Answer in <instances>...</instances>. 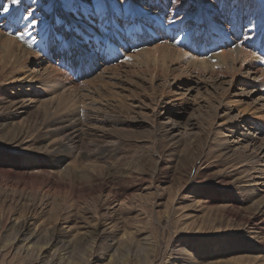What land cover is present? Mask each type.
I'll return each instance as SVG.
<instances>
[{"label":"rangeland","instance_id":"374dc122","mask_svg":"<svg viewBox=\"0 0 264 264\" xmlns=\"http://www.w3.org/2000/svg\"><path fill=\"white\" fill-rule=\"evenodd\" d=\"M94 1L43 0L37 8L38 22L46 24L54 43L61 37L64 41L72 42L74 38L83 41L79 31L87 32L88 40L95 35L102 36L94 11H85ZM228 1L231 4L234 0ZM243 1L247 0H238L239 4ZM252 1L262 8L263 15L264 0ZM204 3L219 8L222 16L227 13L220 0H190L189 8L173 16L183 15L193 21ZM33 4V1L29 2L21 9L29 13ZM42 4L48 5L43 7ZM99 4L101 8L96 11L104 7L108 18L119 13L125 15L130 10L129 18L133 19L137 13L141 23L137 24L135 40L153 45L155 35L148 28L143 30V24L153 25L161 10L159 7L147 0H101ZM164 13L166 17L169 15V11ZM237 14L238 18L245 16L243 12ZM147 15L154 18L146 21L144 16ZM63 18L65 22L61 21ZM137 19L130 24L137 23ZM227 19L232 36L241 37L229 15ZM105 23L107 26L103 29L109 33L106 34L108 50L111 41L117 45L121 43L120 47L114 46L116 50L112 51L110 60L97 55L91 60L95 65L91 66L92 71L88 69L89 74L80 72L84 67L79 69L76 63L73 67L64 60L63 65L72 66V73L76 72L75 68L78 72L76 83L79 84L73 92L78 93L79 103L88 111L83 121L85 140L105 145L106 151L91 159L70 157L51 150L48 153L49 142L45 140L44 130H38L32 122L20 121V124L13 114L0 108V264H47L50 261L51 264H264V261L255 262V257L252 258L259 252L264 254V214L259 213L264 204V191L254 196L245 176L249 172L250 155L255 151L251 145H246L247 142H235L233 148H241L231 152L223 145L225 137L235 139V135L225 129L230 123L223 124L226 122L223 110L231 105L235 107V113L252 111L261 105L259 91L262 88L258 83L244 82L246 70L244 75L241 71L228 73L222 70L212 76L210 72L200 76L187 71L189 84H186V78L185 81L183 78L181 82L179 79L174 81L177 73H181L176 64L170 65L167 74L158 67L153 87L145 68L142 70L141 66L121 61L125 55L135 52V49L128 51L126 41L119 42L123 38L121 24L109 31L111 25ZM202 26L197 29V34L202 33ZM0 28H4L3 25ZM199 37L194 41V47H184L192 56L203 54V50H199ZM263 41L264 33L260 38V42ZM203 42L209 47L210 36ZM73 46L72 59L79 61L88 50L87 44L75 40ZM77 48L82 52L81 57L75 53ZM117 49H122L120 55L124 50L122 59L116 56ZM55 51L56 47L52 46L56 57L59 53ZM96 51L102 52L99 48ZM42 56L40 68L44 69L49 58ZM149 62L147 64L152 61ZM54 64L61 63L57 59ZM35 66L32 65V69ZM150 67L155 71V62ZM0 72L2 89L14 72ZM38 74L40 70L33 72V75ZM180 93L189 98V104L182 110L170 106L167 112L165 101L179 98ZM101 99L115 106L109 103L102 107L96 101ZM121 102H126L123 107ZM4 116L10 119L2 120ZM37 157L43 159L45 166L31 162ZM62 158H66L65 163L59 162ZM253 179L264 182L263 177ZM260 187L264 189V184ZM40 193L51 205L24 212L18 202H27L29 198L40 202ZM117 195L120 200L106 206L105 201ZM259 226H263L258 235L260 238L253 239L252 231ZM26 244L33 247L32 259L31 254L27 257L14 254ZM34 245L42 246L41 253Z\"/></svg>","mask_w":264,"mask_h":264},{"label":"bare ground","instance_id":"6f19581e","mask_svg":"<svg viewBox=\"0 0 264 264\" xmlns=\"http://www.w3.org/2000/svg\"><path fill=\"white\" fill-rule=\"evenodd\" d=\"M32 1L34 4L33 6L31 5L32 7L30 8L29 13H25L21 8H24L26 4L28 5V3ZM100 1L101 0H95L93 4H91L90 6L89 5L87 6L88 8L85 9V11L86 13H89L90 11H94L95 17L97 18L96 22H98L101 28L99 30V34H102V36L95 35L92 37L94 40L93 39L90 40V38L88 40L87 32L83 33L79 31L81 34H83V38H84L82 39L83 41H79V39H76V38H74L72 42L69 40L64 41L63 38L61 37L56 43H54L52 42L54 41L52 39L53 36L48 34L49 29H46V24H40L38 22L39 17L37 13L38 12L37 8L40 7V3H43V0H16V2H13V0H6V1L0 0V25H3L4 27V28H0V70L1 71L2 70H12L14 72L13 73L14 76L12 77L10 82L7 83L2 89L0 88V108H2L4 112L13 114L16 120H19V122L20 121L24 123L32 122L34 126L38 127V130H44L42 132H44L46 136L45 140L49 142L46 146L47 152L51 150L53 152H56L57 154L64 153L70 157H77V158L86 157L88 159L90 157H93L95 155L101 154L104 151H106L105 145H100L93 141L85 140V137H84L85 132H83V124L85 122L83 123V121H84L85 115L88 114V111L85 110V106H83V104L79 103L78 93L73 92L74 89L79 84V82L76 83L79 80H77V77H76V75L78 74L77 70H75L76 68L74 69V71H76L74 73H72L73 71L72 68L75 66V63H76L77 66L79 65V69L81 66L84 67V69L82 68L81 69L82 71L80 70V72H83V74H86V73L89 74V72H87L88 69L92 71L93 68H91V66L95 65L94 64L95 61L93 62L91 60L95 58L97 55L102 56V57L105 56V59L110 60V58L112 57V51L114 52V50H116L114 49V46H116L117 44H115L114 41H111V48L109 47L110 49L108 50L106 34L108 35L109 33L105 32L103 27L106 28L107 24L105 22H108L111 25V27L109 28V31H111V30H114L116 27L118 28L117 24L120 23L121 29L123 32V38H121L119 42H121V40L126 41L127 48L129 49L128 51H132L135 49L134 50L135 52L130 53L129 56L128 55L124 56L123 55L124 50H123V53L121 52V55H120L119 52L122 49H117L118 54L116 56H118L119 59L120 58L122 59V57L124 56L123 60L121 61H124V63L128 65L139 66V67L141 66L140 69L142 70L145 68L147 70L146 71L147 74L149 73L148 75L151 80V83H150L151 86H153L154 80L157 78L156 72L159 71L157 70L158 67L162 69L163 71H165L166 73L167 71L170 70L171 64H176L180 66L181 68V73L180 74L177 73V76L174 81L178 79L180 81V79L183 78L182 79L183 81L187 79L186 84H189V79H190L188 76H186L185 72L187 71H192L200 76L201 75L203 76L205 72H210L211 74L210 73L209 74L210 76H212V74H214L215 72H218V71L220 72L222 70L228 73L229 72L237 73V71L239 72L241 71L243 75H244V71L246 70L248 73H246L247 75H244L245 81L243 79L242 80L245 83H250V85H255L256 83L259 84L260 89L262 88L261 89L262 91L261 90L259 91L261 92V95L259 98L261 105L257 106L255 109L253 108V110L250 112H243L242 110L241 111L238 110V112L235 113V107H232L230 104H229L230 106H227V109L223 110L225 111L224 116H226L225 118L226 122H224L223 124H226L228 122L230 123V124H226L225 129H227L229 132L235 135L234 136L235 139L233 140L229 138L230 136L225 137L224 141L226 139V142H224L223 145L227 152L235 151L236 149L240 147L239 146V147L233 148L234 145L232 144H235V142L236 143L247 142L246 143L247 146L251 145L253 147V150L255 151V153L250 155L251 163L248 162L249 166L247 165L249 168L248 169L249 172H247L245 176L247 178V181L249 182V189L254 194V196L263 194L264 189L263 187H260V185L261 184L263 185L264 182H260L259 179H256L254 181L253 179V178H262V177L264 178V54H263L264 53V41L260 42V38H262V34L264 33V14L263 15L261 14L262 8L256 2L252 0L243 1V3H240V4L238 0H234L233 3L231 4L228 3L229 2L228 0H220L221 4L224 6V10L227 12V13L224 12L226 13V15L222 16L219 13L220 12L219 8L212 6L210 3H204V5L202 4L203 6L200 5V9H201L200 12L197 11V13L195 14L196 15L195 19L191 21L190 19L191 17L187 18V16H183V15H181V17L173 16V14H175L176 12L184 11L187 8H189L190 0H185V1H182V0H147L151 5L157 6L159 7V9H161L159 14L156 15L155 18L150 15H147L146 17L144 16V18L147 19L146 21H149L150 19L154 18V21L152 22L153 25L151 24L145 25L142 23L143 30L148 28L151 31H153L155 35L153 45L149 46V45L144 44L142 41L138 39L135 40L134 35L137 32V24L141 21L140 19H137L139 18L137 13H134L135 18L133 19L129 18L130 10L127 11L125 15L122 13H119L118 15H114L115 17H113L112 15L111 17L108 18L107 13L105 11L106 9L104 10V7L103 9L96 11V9L101 8L99 6ZM122 2H120L119 4H123ZM95 4L98 5V7H96ZM47 5L48 4H45V5L42 4L43 7ZM94 5H95V8L93 7ZM4 9H7V11H5ZM164 11H169V15L167 17ZM238 12H241V14L243 12L245 16L243 15L244 17L238 18L239 16L237 14ZM30 13H33V15H31ZM262 13L264 12L262 11ZM227 15H229L230 18L232 19L231 24L233 26L234 25L236 26V31H238L241 37L235 38L232 36L231 28H230L231 26L230 24L227 23L229 21L227 19ZM135 19H137L136 20L137 23L130 24ZM91 20H93V18H91ZM61 21L65 22L66 20L65 18H63ZM201 24H203L202 26L203 31L202 33L199 32L197 34L196 31L197 29H200ZM145 34L146 33H144L143 35ZM209 36H210V44H208L209 47H207L206 44H204L203 40L208 39ZM198 37L200 39L199 40L200 41L199 50H203V54L198 55V56H192L190 55L191 53L189 54L186 51V49H184V47L185 46L190 47L191 45L194 47L196 45L194 41L197 40ZM131 39H134L135 41ZM75 40L76 42H79V43L85 42L88 48V50H85V54L83 53V58H80L79 61H75L74 59H72L73 58L72 56L74 55L72 49H74L73 45L75 43ZM120 44L121 43H119L117 47H120L121 46ZM257 45H259V47H256ZM52 46H55L57 49V51L55 52L59 53L58 56L56 57L54 56L55 53L52 52ZM96 48H99V50H102V52L101 51L97 52ZM75 53L78 54V56L80 57L82 56V52L80 53L78 48L77 50H75ZM42 55L46 56L47 57L46 59L49 58V62L46 64L45 67H43L44 69L40 68L43 64L41 63L43 62V59L41 58L43 57ZM57 59L59 60L61 64H54V62ZM85 59H88V61L85 62L84 61ZM64 60L69 61L70 62L69 65H72L73 67L68 66L67 68L66 65H63L65 64ZM149 61L150 62L152 61L151 63L155 62V67H156L155 71L151 70L153 67L152 68L150 67L151 63ZM147 62H149L150 64H147ZM32 65H36L35 69H32ZM36 69H38V71L40 70V75L39 74L33 75V72H38V71H35ZM136 70H139V69H136ZM161 72L162 71H160V73ZM249 72L254 74V77H251L252 75ZM232 80H235V79L232 77ZM166 82L168 83V81ZM86 84H87V81H86ZM81 86H79V89ZM84 86L85 85H83V87ZM96 87L98 86H95V88ZM60 90H62V93L58 94ZM78 90L76 91L78 92ZM89 90H92V89H89ZM95 90L97 91V89ZM98 92H100V90ZM88 98L89 97H87V99ZM103 100L101 99V100H96V101L98 104L102 105V107L109 106L111 104L110 102H108V100L107 101L105 100L106 102ZM83 101L85 102V100ZM160 102L161 101H159V103ZM165 102H166L165 106L167 108V112L170 106H177V109L182 110V109H185L184 106H187L189 104V98L184 94L181 95L180 93L179 98L176 97V99L172 101L170 100V101H165ZM124 103L121 102L122 107L124 106ZM111 105H113V107L115 106L114 104H111ZM90 107L89 108L87 107V108L90 109ZM14 117L12 116L11 118H14ZM90 117H93V116H90ZM1 119L8 120L10 118L9 117L6 118V116H4ZM15 139L16 138H14V140ZM31 162L33 164L40 163L42 166H45V163L41 157H37L36 159H33V161ZM59 162L65 163L66 158H62ZM24 174H26V171ZM41 196L43 197L44 195H41ZM42 197L40 199V202L36 201L37 199L31 200L29 198L27 202L20 201L18 203H19V206L23 208L24 212H26L25 210L27 211L36 210L37 211L39 208L44 209L47 206L51 205L50 201L47 200L48 198L44 199V197L43 198ZM118 197L119 196L117 195L113 198H109L108 202L107 200L105 201L107 203V205L106 203L105 205L108 206V204H111L114 201L120 200ZM24 200H26L25 197H24ZM54 203H55V200H54ZM53 205L55 206V204ZM22 212L20 214H22ZM259 213L264 214V204L260 207ZM25 219H27V217ZM263 225H264V222H263ZM257 228L258 229L252 231V234H253L252 238L253 239L255 238L258 240L260 238V236L258 235L260 234V231L262 230L263 226L262 227L259 226ZM23 233L25 232H22L21 234ZM18 241H21V240H18ZM13 243H14V240H13ZM34 247L36 246L34 245ZM31 248L33 247H31L29 244L28 245L26 244L23 246L22 249L19 248L18 250H15L16 253L14 254H18V256L22 255L24 257L25 256L27 257L29 254H31L30 253ZM36 250H38L41 253L42 246L38 247ZM262 253L263 251L259 252L258 255H255V254L253 255L252 258L255 257V262L257 260H259L257 262L264 261V258H263L264 254ZM32 256L33 255L31 254V259H32Z\"/></svg>","mask_w":264,"mask_h":264},{"label":"snow or ice","instance_id":"6c2138e0","mask_svg":"<svg viewBox=\"0 0 264 264\" xmlns=\"http://www.w3.org/2000/svg\"><path fill=\"white\" fill-rule=\"evenodd\" d=\"M13 2H16V0H13ZM5 11H7V9H4Z\"/></svg>","mask_w":264,"mask_h":264}]
</instances>
